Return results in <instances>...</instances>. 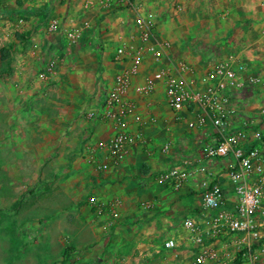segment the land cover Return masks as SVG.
<instances>
[{
	"label": "crops",
	"instance_id": "1",
	"mask_svg": "<svg viewBox=\"0 0 264 264\" xmlns=\"http://www.w3.org/2000/svg\"><path fill=\"white\" fill-rule=\"evenodd\" d=\"M128 1L102 15L96 6L83 8L82 0H0V33L8 30L6 20L13 21L9 41L20 44V85L26 89L20 96V109H24L20 110V157L23 144H28L26 148L37 158L41 172L34 177L48 186L38 200L58 197V203L49 201L48 210L56 212L58 206L72 215L65 240L73 250L61 258L62 264H186L195 249L181 228L182 220L189 218L200 229L208 228L206 214L199 211L200 182L219 179L228 187L230 159L205 160L200 153L204 143L217 141L214 128L207 122L201 129L189 130L187 123L201 115L200 109L181 110L175 116L160 83L137 103L143 122L138 131L146 144L127 148L117 159L96 149L109 141L113 127L88 115L100 111L112 76L122 68L112 59L115 47L120 42L135 43L136 16L150 15L154 34L168 42L170 56L189 63L198 73L206 62L232 54L250 73L264 78V0ZM51 20L57 28L49 34L45 27ZM72 30L78 31L75 43L66 39ZM15 33L26 39L16 42ZM7 49V53L13 50ZM49 54L56 58L49 64L52 71L47 80L51 81L43 93L47 106L27 111L42 96L39 90H45L46 82L29 81L22 72L36 69L41 56ZM154 69L148 61L143 63L133 84H142ZM232 102L239 119H256L254 127L264 141V119H259L264 85L242 91ZM200 163L204 172L179 189L157 180L170 168ZM99 164L107 168L100 170ZM89 197L106 211L95 214L87 204ZM225 197L227 205L233 206L230 188ZM167 240L173 241V248L163 247ZM233 241V236H220L205 242L203 249L222 250L226 257L221 264H239ZM253 250L258 264H264V242Z\"/></svg>",
	"mask_w": 264,
	"mask_h": 264
},
{
	"label": "built area",
	"instance_id": "2",
	"mask_svg": "<svg viewBox=\"0 0 264 264\" xmlns=\"http://www.w3.org/2000/svg\"><path fill=\"white\" fill-rule=\"evenodd\" d=\"M128 0H82L83 8L96 6L102 15L114 6H126ZM57 28L55 20L45 27L47 33ZM135 43L120 42L112 53L115 63L122 68L111 79L104 94L101 109L90 118L108 122L113 134L104 146L110 159H117L126 153L127 148L136 144H146L138 128L143 125L138 112V99L148 97L155 84L163 86L165 100L170 111L177 116L181 110L190 111L197 107L201 111L194 121L187 123L189 130L201 129L207 122L214 128L217 141L213 145L204 143L200 153L202 159L229 158L226 177L228 187L235 197L234 205L226 203L228 187L219 179L200 182L199 211L206 214L208 228L202 230L189 218L181 222V228L189 234L188 239L195 252L186 264H221L226 254L215 247L204 248L208 240L220 236H233L235 251L240 253L239 264H258V255L253 247L264 242V141L254 127L256 119H239L233 108L234 96L256 85H264V78L250 73L245 64L236 56L228 54L215 62H206L203 72L198 73L189 63L170 56L166 40H158L153 31L152 18L136 16L133 20ZM78 31L66 34L69 43H75ZM149 62L155 69L145 75L142 84H133L141 65ZM51 68V65H49ZM47 69L48 71L50 69ZM48 72L38 75L46 80ZM259 119H264V106L259 108ZM258 119V120H259ZM234 120H239L233 124ZM153 123V118H148ZM134 125L131 129L130 126ZM163 148H167L168 142ZM89 148L88 151H93ZM104 170L106 164H99ZM200 163L190 168L173 167L161 173L157 180L173 189H179L197 174L204 172ZM226 187V188H225ZM87 204L95 214L106 211L103 204L94 197ZM164 248H173L167 240Z\"/></svg>",
	"mask_w": 264,
	"mask_h": 264
},
{
	"label": "rangeland",
	"instance_id": "3",
	"mask_svg": "<svg viewBox=\"0 0 264 264\" xmlns=\"http://www.w3.org/2000/svg\"><path fill=\"white\" fill-rule=\"evenodd\" d=\"M5 23L9 27L0 33V49L9 46L13 50L5 59L0 57V264H62L64 254L73 250L65 240L72 215L58 206L56 212L48 210L49 201L58 203V197L38 200L37 195L45 193L48 186L34 177L41 172L37 158L26 148L28 144H23L20 157V110H24L20 109V96L26 89L20 85V44L9 41L14 23ZM55 58L50 54L41 56L36 69L25 70L22 76L29 81L38 79L39 74L52 71L49 64ZM49 81H44L45 90H39L42 96L35 98L36 104L25 110L47 106L43 93L47 92Z\"/></svg>",
	"mask_w": 264,
	"mask_h": 264
},
{
	"label": "trees",
	"instance_id": "4",
	"mask_svg": "<svg viewBox=\"0 0 264 264\" xmlns=\"http://www.w3.org/2000/svg\"><path fill=\"white\" fill-rule=\"evenodd\" d=\"M25 39H26V38H24L23 36H21L19 33H18V34H17V33L14 34V40H15L16 42H18V43H20L22 40H25ZM190 43H195V42L190 41ZM7 55H8L7 51H5V50H3V49H0V57H1L2 59H5V58L7 57ZM64 256H65V254H64ZM238 256L240 257V253L238 254ZM238 256H237V257H238ZM234 264H238V262L235 261Z\"/></svg>",
	"mask_w": 264,
	"mask_h": 264
}]
</instances>
